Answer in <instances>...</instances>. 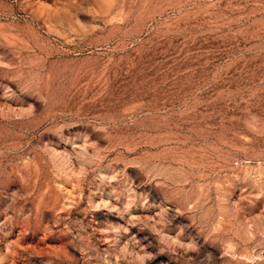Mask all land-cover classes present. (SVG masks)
<instances>
[{
    "label": "rangeland",
    "instance_id": "1",
    "mask_svg": "<svg viewBox=\"0 0 264 264\" xmlns=\"http://www.w3.org/2000/svg\"><path fill=\"white\" fill-rule=\"evenodd\" d=\"M0 264H264V0H0Z\"/></svg>",
    "mask_w": 264,
    "mask_h": 264
}]
</instances>
